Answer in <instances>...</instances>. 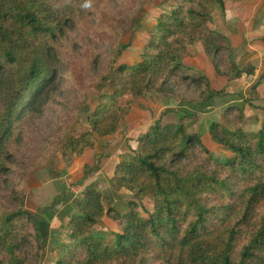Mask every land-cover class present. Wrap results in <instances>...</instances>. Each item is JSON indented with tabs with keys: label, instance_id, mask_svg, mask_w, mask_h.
<instances>
[{
	"label": "trees",
	"instance_id": "16d2710c",
	"mask_svg": "<svg viewBox=\"0 0 264 264\" xmlns=\"http://www.w3.org/2000/svg\"><path fill=\"white\" fill-rule=\"evenodd\" d=\"M172 1L173 9L149 30L140 60L127 65L118 64L128 47L122 42L128 25L122 0H93L88 10L81 7L84 0H0V264H40L60 203L70 235L56 248L55 264H264V127L246 131L239 125L241 111L238 122L229 117L234 107L227 114L232 128L210 127L212 142L229 157L213 154L193 131L198 113L167 108L115 168L112 188L131 193L125 213L104 205L95 182L77 204L73 191H66L35 213L26 207L31 171L54 154L82 157L99 139L116 136L132 112L127 96L144 100L154 92L158 99L203 107L224 97L205 74L184 64L188 46L203 43L216 71L230 79L254 73L253 67H236L230 40L210 28L223 0ZM74 32L90 35L94 55H71ZM100 38L108 45L105 55ZM84 80L109 83L113 90L99 97L90 116L93 131L71 130L84 111L86 91L74 95L80 104L42 136L37 127L46 106L60 94L68 99ZM263 81L249 90L251 99ZM192 87L196 92L189 96ZM169 115L178 121H165ZM103 155L84 167L79 186ZM146 200L152 205L147 217ZM106 215L119 232L95 231Z\"/></svg>",
	"mask_w": 264,
	"mask_h": 264
},
{
	"label": "crops",
	"instance_id": "0c3cea01",
	"mask_svg": "<svg viewBox=\"0 0 264 264\" xmlns=\"http://www.w3.org/2000/svg\"><path fill=\"white\" fill-rule=\"evenodd\" d=\"M223 3V9L218 8L213 13L210 28L230 40V56L236 67L239 69L253 67L255 69L254 73H244L239 78L230 79L228 76L221 75L216 71L205 52L203 43L199 42L188 46L183 60L184 64L205 74L209 78L213 90L224 91L225 96L214 98L211 105L204 107L202 105L181 104L172 98L157 99V96L156 99L149 102L146 99L137 100L138 102L133 105L132 112L122 124L120 132L114 137H106V141L115 144L110 146V151L104 153L101 157L98 162V169L90 175L89 180L83 186H80L84 189L90 183H97L104 196V205L107 208H115L120 213L128 211L131 193L126 189L114 190L110 181L114 176L117 164L122 160L129 159L134 154V151L138 149L139 137L161 117L167 108H179L180 110L198 113V119L193 126L194 131L208 149L218 157H229L230 154L212 142L210 127L213 123H220L232 128L227 117L229 108L234 107L236 110H231L229 116L235 122L239 121L237 114L240 111L242 112L239 125L246 131L257 132L264 127V81L258 85L257 99H251L249 93V90L256 86L264 76V0H223ZM200 106L203 107V110L201 107L199 111L198 107ZM167 117L174 121L179 119L177 115ZM94 153L96 155L97 150L92 152L91 149H87L82 157L74 159L72 164L67 167V174L64 173L66 177L72 179L71 182L82 178L78 179L79 173H76L78 175L75 178L73 173L79 171L82 165H91L94 162ZM49 172L50 170L46 168L34 173L33 177L36 178L37 182L34 185L31 184L32 177L29 178V189L33 196L41 197L40 195L44 191H49L51 194L50 202H43L42 200L26 202L27 209L33 213L39 208L50 206L54 197L60 195L56 192V189L63 180L64 173H62V176L57 177ZM80 173L82 176L84 175L83 168ZM54 191L56 194H52ZM106 200L111 202L109 207L108 202H105ZM73 203L77 204L79 202ZM57 209L58 213L51 222V232L45 249L46 253L50 254V260L54 261V264L57 261L56 248L69 241V239H66V237L69 238L66 229L69 217L63 211L64 204L60 203ZM95 231L105 234L119 232L118 223L106 215Z\"/></svg>",
	"mask_w": 264,
	"mask_h": 264
},
{
	"label": "rangeland",
	"instance_id": "374dc122",
	"mask_svg": "<svg viewBox=\"0 0 264 264\" xmlns=\"http://www.w3.org/2000/svg\"><path fill=\"white\" fill-rule=\"evenodd\" d=\"M122 5H124L125 10L124 14L126 16V22H128V25L126 27V34L124 35L122 42L124 45H127V49L122 52V56L119 59L118 64H127V65H133L136 63V61L140 60L141 55L144 50L145 44L149 40V30L154 27L157 24L158 19L162 14L169 13L173 7L174 3L172 0H122ZM71 38V55L74 57L80 56L81 58L84 57H91L92 55L95 54V46L93 45L90 35L82 32H74L70 36ZM99 45L102 50L103 55H105L108 52V45L107 43H104V39L100 38L99 39ZM102 63L104 64L105 59L104 56L102 57ZM101 66V63H100ZM91 81L89 80H84L82 82H79L78 89L72 94H70V97L66 99L65 94H60L57 97V100L53 103L51 102L48 104L45 108V113L38 123V132L42 136H49L50 133H52L53 129L55 128V125L61 120L63 117H66L70 114V112L75 109L78 104H80L81 100L76 99L79 94L82 92H88L86 96V101L84 105V111L80 117V120L78 122H75L71 126V130L75 135H78L82 132H87L93 131L92 127V121L90 119L91 114L94 112L96 107L98 106L99 103V97L103 94L109 95L112 93V88L109 83H98V84H91ZM177 86H180L177 84ZM185 86V85H183ZM189 96H194L196 92V87H192L189 89ZM191 93V94H190ZM75 95V97H74ZM156 93H151L148 95L146 98L147 102L150 100L156 99ZM61 99H65V105L68 104V106H63L60 103ZM158 99V98H157ZM69 100V101H68ZM129 101L131 100L133 102V105L135 102H138L135 99H132V97L127 96L124 101ZM220 101V100H217ZM64 104V103H63ZM167 122L174 121L170 119V117H167L165 119ZM176 121V120H175ZM195 128H193L194 131ZM120 132V131H119ZM118 132V133H119ZM117 133V134H118ZM116 134V135H117ZM107 138L99 139L97 142V147L95 148H88L91 149V151L95 152L97 150L98 153L96 154H104L106 152L110 151V146H113L115 143H112L110 141H106ZM225 157V156H222ZM80 158V157H78ZM96 155L94 153V160H95ZM76 159V158H74ZM71 160H65L62 154L57 153L52 155L44 164L41 166H37L33 171L28 176L27 179V185H26V202H37L39 200H42L43 202H50V192L49 191H44L40 196H33V193L30 192L29 189V178L32 177L31 179V184L34 185L36 182V178H34L33 174L39 171L40 169H49L50 174L53 176H62V173L67 171V167L72 164ZM95 162V161H94ZM94 162L89 165V166H94ZM85 164L84 166H86ZM84 166L82 165L83 168V173H84ZM65 168V169H64ZM81 168V169H82ZM80 169V170H81ZM79 171H75L73 174H75V178L79 173V178H83ZM67 174V172H66ZM66 174L64 173V178L63 180L59 183L56 192H58L60 195L63 194L66 191H73V201L72 202H80L83 198V187H80L76 182L81 181L77 179L71 182L70 177H66ZM74 176V175H73ZM74 178V179H75ZM54 191L52 194H56ZM55 198V197H54ZM107 199V198H106ZM54 200V199H53ZM53 202V201H52ZM105 202H108V207L111 205V202L109 200H106ZM143 209H142V214L143 216L147 217L148 212L152 209L151 202L149 200H146L143 204ZM67 229V228H66ZM68 230V229H67ZM68 236L70 235V232L68 230ZM66 239H69L66 237ZM62 240V238H61ZM69 243V241H68ZM67 244V243H65ZM47 255V258H46ZM46 258V259H45ZM54 262V261H53ZM50 260V254L46 253V251L43 252L42 258L40 261V264H54Z\"/></svg>",
	"mask_w": 264,
	"mask_h": 264
},
{
	"label": "clouds",
	"instance_id": "9594fccd",
	"mask_svg": "<svg viewBox=\"0 0 264 264\" xmlns=\"http://www.w3.org/2000/svg\"><path fill=\"white\" fill-rule=\"evenodd\" d=\"M64 3L67 5V4H70L71 3V0H64ZM59 6V5H57ZM81 7L83 9H91L93 7V0H84V3L81 5Z\"/></svg>",
	"mask_w": 264,
	"mask_h": 264
}]
</instances>
